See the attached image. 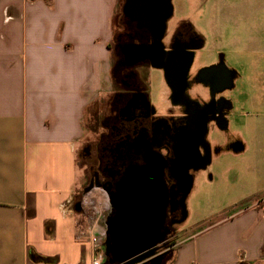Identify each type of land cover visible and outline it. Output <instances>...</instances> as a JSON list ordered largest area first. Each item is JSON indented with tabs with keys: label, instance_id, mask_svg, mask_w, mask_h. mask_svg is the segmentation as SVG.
I'll use <instances>...</instances> for the list:
<instances>
[{
	"label": "crops",
	"instance_id": "obj_1",
	"mask_svg": "<svg viewBox=\"0 0 264 264\" xmlns=\"http://www.w3.org/2000/svg\"><path fill=\"white\" fill-rule=\"evenodd\" d=\"M125 1L0 0V264H90L78 154L88 117L100 128L119 89ZM183 24L195 56L208 58L202 66L226 67L223 110L228 126L239 124L238 154L246 168L262 165L264 0H197L166 39ZM150 72L141 74L149 87ZM165 264H264V191L191 229Z\"/></svg>",
	"mask_w": 264,
	"mask_h": 264
},
{
	"label": "water",
	"instance_id": "obj_2",
	"mask_svg": "<svg viewBox=\"0 0 264 264\" xmlns=\"http://www.w3.org/2000/svg\"><path fill=\"white\" fill-rule=\"evenodd\" d=\"M123 11L136 20L140 27H148L158 34L157 42L148 48V52H137L146 55L137 60L149 59L153 68L164 69L167 84L173 81L178 85V92H184L194 52L199 46H184L177 54L165 55L162 38L173 14L172 0H126ZM124 53L128 57L134 54L131 48H126ZM166 64L172 65L173 70L168 69ZM201 73L206 78L210 74L215 75L218 87L228 84V72L222 63L217 68H204ZM145 100L150 104L147 97ZM218 100L213 99L211 109L207 111H185L188 124H183L173 137L170 136L174 142L173 158L167 160L150 155L151 146L143 142L131 144L127 147L128 151L134 149L136 153L144 154V165L131 166L115 192L93 180L84 188L85 192L95 186L103 188L111 205L105 219L103 264H162L164 253L161 249L166 247L168 241L169 230L165 225L168 208L172 212L180 210L178 222L184 217L182 201L193 183L190 171L202 169L208 163L209 153L204 156L200 150L203 137L208 132V124L214 122L221 130L228 127L226 111H222L224 105L217 106ZM166 169L176 181L171 187L165 183Z\"/></svg>",
	"mask_w": 264,
	"mask_h": 264
},
{
	"label": "flooded vegetation",
	"instance_id": "obj_3",
	"mask_svg": "<svg viewBox=\"0 0 264 264\" xmlns=\"http://www.w3.org/2000/svg\"><path fill=\"white\" fill-rule=\"evenodd\" d=\"M119 22L122 27L116 44L120 55L117 73L119 89L114 92L101 115V130L97 138L101 146L99 153L97 149L94 152L88 143L83 147L84 154L94 160L93 163L88 164L90 180L104 184L112 192L116 191L118 184L123 181L131 166L145 164L144 154L136 153L134 149L129 152L128 146L143 142L146 146H151L150 155H158L169 160L175 156L174 142L170 136L173 137L183 124H188V115L182 112L185 109L184 106L169 103L163 110L154 105L149 96L148 83L142 79V72L146 74L154 69L149 59L137 60L146 56L144 53L137 54V52H148V48L157 42L158 34L153 33L148 27H140L136 20L131 19L125 13L119 18ZM165 34L162 42L166 56L174 55L180 48L191 46L197 41L189 24L177 27L168 40L166 39L168 30ZM126 48H131L134 54L126 56L124 53ZM166 67L173 70L170 64H166ZM162 74L165 75L164 71ZM177 86L176 83L170 81L166 85L164 97L167 96L166 98L169 99L170 87L178 92ZM146 96L150 104L146 103ZM213 102L211 99L203 103L192 102L186 110L207 111L211 109ZM222 104H226L223 99L216 102L217 106ZM165 172L166 186L171 187L176 181L167 169ZM180 217V210L172 212L168 208L165 225L169 231L165 248L170 247V244L173 245L174 237L179 235L176 225ZM163 253L165 256V251Z\"/></svg>",
	"mask_w": 264,
	"mask_h": 264
},
{
	"label": "rangeland",
	"instance_id": "obj_4",
	"mask_svg": "<svg viewBox=\"0 0 264 264\" xmlns=\"http://www.w3.org/2000/svg\"><path fill=\"white\" fill-rule=\"evenodd\" d=\"M172 3L173 15L168 21V29H171L181 18L191 15L197 7V0H172ZM200 54L201 57L197 54L195 56L194 52L193 67L200 69L197 70L196 74H188L185 91L182 93L175 92L176 90L170 87L169 99L166 98L167 96L164 97L167 84H164L163 74L151 70L150 73L152 74L149 75L152 79L148 90L154 105L163 110L169 103L182 105L185 107L182 110L185 114L187 107L192 102L203 103L208 99H223V93L229 89V86H225V89L220 88L216 85L215 79L212 81L210 78L204 77L200 70L210 66H202L208 58L203 57L201 52ZM196 88L201 89V91L195 93ZM205 91L209 95L203 94ZM95 122L93 117H88V134L85 143L90 144L93 151L96 152L97 149L99 153L101 146L98 144L97 138L101 128ZM211 123L208 124V132L200 145V150L204 156L209 153L208 163L202 169L190 171L193 183L188 195L182 201L185 214L183 213L184 217L176 225L179 235L174 237L173 245L170 244V247L161 249V252L165 251L166 253L161 261L162 264H165L172 257L176 243L187 237L191 229L233 212L242 203L252 199L257 190L258 193L264 191V163L256 166L247 164L246 168L241 157L242 154H238L241 145L239 124H229L226 129L219 130ZM83 147L84 145L78 154V161L84 172V182L79 190L78 201H81L83 190L91 181L88 164L94 162L93 159L84 154ZM97 191L107 196L103 188L100 187Z\"/></svg>",
	"mask_w": 264,
	"mask_h": 264
},
{
	"label": "built area",
	"instance_id": "obj_5",
	"mask_svg": "<svg viewBox=\"0 0 264 264\" xmlns=\"http://www.w3.org/2000/svg\"><path fill=\"white\" fill-rule=\"evenodd\" d=\"M100 187H93L81 196V210L86 212L88 226L86 235L92 245L90 264H103L105 260L103 242L105 239L106 226L104 221L111 210L108 196L97 191Z\"/></svg>",
	"mask_w": 264,
	"mask_h": 264
},
{
	"label": "trees",
	"instance_id": "obj_6",
	"mask_svg": "<svg viewBox=\"0 0 264 264\" xmlns=\"http://www.w3.org/2000/svg\"><path fill=\"white\" fill-rule=\"evenodd\" d=\"M42 259H45V258L42 257Z\"/></svg>",
	"mask_w": 264,
	"mask_h": 264
}]
</instances>
